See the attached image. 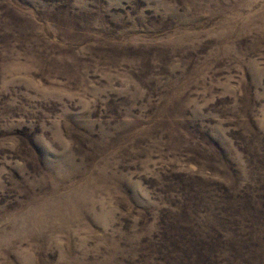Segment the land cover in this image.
Returning <instances> with one entry per match:
<instances>
[{
  "label": "rangeland",
  "instance_id": "1",
  "mask_svg": "<svg viewBox=\"0 0 264 264\" xmlns=\"http://www.w3.org/2000/svg\"><path fill=\"white\" fill-rule=\"evenodd\" d=\"M0 264H264V0H0Z\"/></svg>",
  "mask_w": 264,
  "mask_h": 264
}]
</instances>
